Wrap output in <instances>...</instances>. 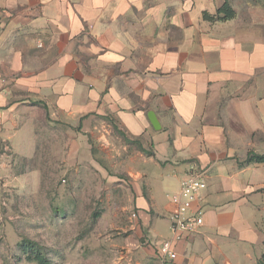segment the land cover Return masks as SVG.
Returning <instances> with one entry per match:
<instances>
[{"label": "crops", "instance_id": "1", "mask_svg": "<svg viewBox=\"0 0 264 264\" xmlns=\"http://www.w3.org/2000/svg\"><path fill=\"white\" fill-rule=\"evenodd\" d=\"M225 3L232 17L204 16ZM102 120L139 146L131 229L156 256L170 194L205 170L203 223L164 264H257L264 162H240L264 152V0H0V172L48 142L88 181Z\"/></svg>", "mask_w": 264, "mask_h": 264}, {"label": "rangeland", "instance_id": "2", "mask_svg": "<svg viewBox=\"0 0 264 264\" xmlns=\"http://www.w3.org/2000/svg\"><path fill=\"white\" fill-rule=\"evenodd\" d=\"M110 125L90 126L93 163L86 182L80 165L60 168L63 156L48 142L16 169L0 172V264H37L26 259L22 239L37 243L52 264H164L146 233L131 229L126 173L139 146ZM51 134L64 146L63 129Z\"/></svg>", "mask_w": 264, "mask_h": 264}, {"label": "built area", "instance_id": "3", "mask_svg": "<svg viewBox=\"0 0 264 264\" xmlns=\"http://www.w3.org/2000/svg\"><path fill=\"white\" fill-rule=\"evenodd\" d=\"M206 187L205 170L190 169L181 179L178 190L170 194L173 204L168 214L171 236L159 240L155 245V252L163 263L176 258V245L183 239L184 233L192 235L202 225L200 201ZM130 218L135 219L136 213L131 212Z\"/></svg>", "mask_w": 264, "mask_h": 264}, {"label": "trees", "instance_id": "4", "mask_svg": "<svg viewBox=\"0 0 264 264\" xmlns=\"http://www.w3.org/2000/svg\"><path fill=\"white\" fill-rule=\"evenodd\" d=\"M206 18L210 20H223L228 19L233 16V10L225 3L220 7L214 15L206 14L204 15ZM264 162V152L257 153L253 150H250L247 153L246 158L240 162L241 165L249 164V163H262ZM97 214V213H94ZM19 246L23 253H25V257L27 260H33L37 262V264H52L49 260L41 252L39 245L31 240L22 239L19 242ZM257 264H264V243L263 249L257 258Z\"/></svg>", "mask_w": 264, "mask_h": 264}, {"label": "water", "instance_id": "5", "mask_svg": "<svg viewBox=\"0 0 264 264\" xmlns=\"http://www.w3.org/2000/svg\"><path fill=\"white\" fill-rule=\"evenodd\" d=\"M150 118H151V120H152V123L155 125V121L153 120L152 115H150Z\"/></svg>", "mask_w": 264, "mask_h": 264}]
</instances>
